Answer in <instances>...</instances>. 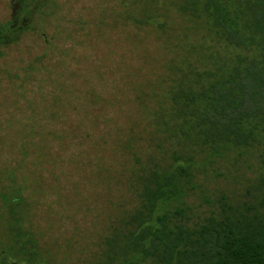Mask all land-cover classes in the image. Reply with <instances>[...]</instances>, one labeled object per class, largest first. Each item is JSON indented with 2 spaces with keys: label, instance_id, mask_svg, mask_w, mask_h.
<instances>
[{
  "label": "rangeland",
  "instance_id": "1",
  "mask_svg": "<svg viewBox=\"0 0 264 264\" xmlns=\"http://www.w3.org/2000/svg\"><path fill=\"white\" fill-rule=\"evenodd\" d=\"M181 1L50 0L0 44V241L13 206L51 261L86 264L135 202L134 157L169 159L156 146L168 143L149 137L164 102L155 79L181 52L171 51L173 37H207L177 11ZM21 3L0 0L3 31ZM202 176L210 190L224 186Z\"/></svg>",
  "mask_w": 264,
  "mask_h": 264
},
{
  "label": "trees",
  "instance_id": "2",
  "mask_svg": "<svg viewBox=\"0 0 264 264\" xmlns=\"http://www.w3.org/2000/svg\"><path fill=\"white\" fill-rule=\"evenodd\" d=\"M21 1L0 44L50 5ZM177 11L200 20L207 37H173L171 51L181 52L155 79L164 102L149 137L168 143L156 146L169 159L134 157L135 202L111 219L86 264H264V0H182ZM200 171L224 186L206 188ZM8 212L0 264H55L17 209Z\"/></svg>",
  "mask_w": 264,
  "mask_h": 264
}]
</instances>
